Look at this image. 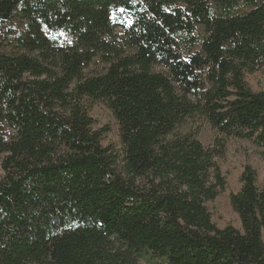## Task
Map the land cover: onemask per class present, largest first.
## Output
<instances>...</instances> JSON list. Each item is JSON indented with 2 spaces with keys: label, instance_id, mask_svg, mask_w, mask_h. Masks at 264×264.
I'll list each match as a JSON object with an SVG mask.
<instances>
[{
  "label": "trees",
  "instance_id": "16d2710c",
  "mask_svg": "<svg viewBox=\"0 0 264 264\" xmlns=\"http://www.w3.org/2000/svg\"><path fill=\"white\" fill-rule=\"evenodd\" d=\"M262 67L264 0H0V264H264L250 165L228 196L239 227L206 207L227 139L264 149L245 81ZM194 118L211 146L178 130Z\"/></svg>",
  "mask_w": 264,
  "mask_h": 264
},
{
  "label": "rangeland",
  "instance_id": "374dc122",
  "mask_svg": "<svg viewBox=\"0 0 264 264\" xmlns=\"http://www.w3.org/2000/svg\"><path fill=\"white\" fill-rule=\"evenodd\" d=\"M99 67L97 61L92 65L93 69ZM245 81L253 91H264V67L255 72L246 73ZM90 115L95 121L93 125L95 130L108 127V131L101 136L100 144L103 147H111L114 151H120L118 125L112 112L103 103L95 102L91 106ZM178 130L183 133L191 130L197 131L198 139L204 146H211L217 136L216 131L202 118L190 119ZM246 164L254 169L257 184L264 187V149L248 140L227 139L224 158L219 161L221 172L225 177L226 188L214 201L206 203L212 221L219 228H223L228 224L235 227L240 226L236 214L231 209L228 196L230 193L237 192L240 188L239 177ZM2 176L0 158V179ZM138 264L148 263L139 261Z\"/></svg>",
  "mask_w": 264,
  "mask_h": 264
}]
</instances>
